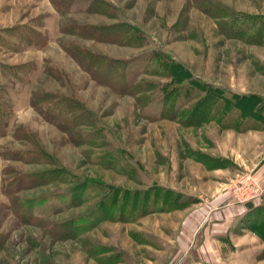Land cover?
<instances>
[{"label": "rangeland", "instance_id": "374dc122", "mask_svg": "<svg viewBox=\"0 0 264 264\" xmlns=\"http://www.w3.org/2000/svg\"><path fill=\"white\" fill-rule=\"evenodd\" d=\"M1 112L0 264H264V0H0Z\"/></svg>", "mask_w": 264, "mask_h": 264}, {"label": "trees", "instance_id": "16d2710c", "mask_svg": "<svg viewBox=\"0 0 264 264\" xmlns=\"http://www.w3.org/2000/svg\"><path fill=\"white\" fill-rule=\"evenodd\" d=\"M93 61V60H92ZM90 66V63H88V67L86 68H89ZM99 67V64L98 66L95 67V69L97 70V68ZM59 97L55 96V95H50V94H45V95H42V96H32V99H31V103L34 107L36 108H40L39 110L41 111V114H43L45 116V114L48 115V113H51V117H48L50 118L52 121H60V124L61 125H64V122L67 121L68 122V119L66 118L68 116L69 113H71L73 111V106L66 100L64 99H58ZM54 110L57 111V113H53ZM2 114V112L0 113ZM55 114V115H54ZM5 116L2 114L0 115V126L1 127H6V124H7V121L5 120L4 118ZM78 118H80L79 116H75V120L74 121H77ZM73 119V118H71ZM71 123V122H70ZM79 123V121L77 122ZM77 123H74V125H76ZM72 126V125H70ZM0 127V128H1ZM26 217V215H25ZM27 219V217H26Z\"/></svg>", "mask_w": 264, "mask_h": 264}, {"label": "built area", "instance_id": "2783aa9c", "mask_svg": "<svg viewBox=\"0 0 264 264\" xmlns=\"http://www.w3.org/2000/svg\"><path fill=\"white\" fill-rule=\"evenodd\" d=\"M242 181L244 182L245 185L250 186L253 190L255 189V185H256L255 179L251 175L245 174L244 179ZM246 195L248 198H249V196L251 197V193H249V192H247ZM247 197H246V199H247Z\"/></svg>", "mask_w": 264, "mask_h": 264}, {"label": "crops", "instance_id": "0c3cea01", "mask_svg": "<svg viewBox=\"0 0 264 264\" xmlns=\"http://www.w3.org/2000/svg\"><path fill=\"white\" fill-rule=\"evenodd\" d=\"M248 207H250V206H248Z\"/></svg>", "mask_w": 264, "mask_h": 264}]
</instances>
